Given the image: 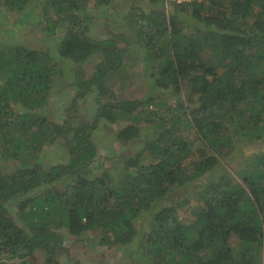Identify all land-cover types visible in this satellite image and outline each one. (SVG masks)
Wrapping results in <instances>:
<instances>
[{
	"label": "trees",
	"instance_id": "trees-1",
	"mask_svg": "<svg viewBox=\"0 0 264 264\" xmlns=\"http://www.w3.org/2000/svg\"><path fill=\"white\" fill-rule=\"evenodd\" d=\"M108 1L0 0V30L6 31L9 12L23 19L36 3L47 35L65 31L58 55L85 63L96 52L119 50L85 35L87 10ZM152 1L161 4L152 8L155 16L138 14L151 31L145 38L151 76L161 88L174 85L178 95L184 86L187 98L179 96L169 127L170 118L158 119L159 131L124 159L116 178L107 171L91 176L89 168L97 155L92 131L99 119L116 121L113 110L131 113L140 104L115 102L106 87L103 75L115 68L114 56L97 63L92 77L78 67L75 95L65 110L75 121L62 126L40 112L58 61L49 50L22 42L0 45V157L10 161L0 170V264H28L25 258L37 249L46 253L42 264H59L54 253L62 239L53 221L78 237L100 231L101 244L126 246L125 257L143 264H264V152L234 170L237 180L220 172L234 168V149L238 159L245 155L238 147L264 138V0L171 2L169 11L166 0ZM160 11L167 20L156 17ZM207 50L210 57H201ZM94 88L97 111L88 119L81 111ZM103 96L109 101L101 102ZM181 125L194 130L197 145L177 134ZM138 132L137 125L126 124L116 137L130 140ZM57 141L69 160L44 168L40 153ZM57 179L64 180L63 188L48 186ZM199 180L194 193L202 205L195 219L169 224L179 205L161 200ZM17 202L18 216L11 208Z\"/></svg>",
	"mask_w": 264,
	"mask_h": 264
},
{
	"label": "rangeland",
	"instance_id": "rangeland-1",
	"mask_svg": "<svg viewBox=\"0 0 264 264\" xmlns=\"http://www.w3.org/2000/svg\"><path fill=\"white\" fill-rule=\"evenodd\" d=\"M106 4L87 10L88 15L91 16V23L86 28L85 35L95 42L110 41L114 44V48L119 49L115 50V52L109 45L111 43H108L109 47L112 48L111 52H96L85 63L71 62L72 60L60 57L56 46L62 40L65 31L60 28L57 33L47 35L44 28L45 24L40 21L42 16L41 8L36 3L33 5L34 8L28 11L23 19L21 17L22 13L9 12L8 18L5 17L3 20V27L6 28V31L0 30V45L2 47L13 46L15 43L22 42L28 47L49 50L58 61L59 64L57 63L54 67V69L56 67L58 69H56L52 78L47 102L40 109V112L51 121L62 126L67 120L70 123L75 121V118L72 119L67 116L65 110L75 95V72L78 67H82L83 75L92 77L97 63L102 62L108 55H112V58L114 56L112 62L116 63L115 68L107 69L103 75L106 87L113 93L115 102L121 103L123 100L136 99L140 101V104L131 113L113 110L112 113L118 114L115 115L116 121H110L102 117L99 119L97 128L92 131L93 141L97 147V155L94 163L89 168L91 176L107 171L110 177L116 178L124 172V159L143 148L144 144L147 141H151L155 133L159 131L157 121L160 117L167 119V121L169 118L171 119L166 124L168 127L173 123L174 116L178 112L175 106L178 104L179 96L187 98V93L183 90L185 89L184 86L179 95L173 89L174 85H170L168 88H161L155 83L157 76H151L150 73L153 70V61L148 62L149 60L146 59L145 38L151 31H149V27L145 25L138 14L143 13L155 16L151 12L153 11L152 8L155 7L154 4L158 7L161 4L152 0H109ZM171 8L168 7V11ZM162 12L160 11L156 17L158 19L166 18L167 20V12L166 14ZM143 29L145 33L142 32V35H140L139 32ZM190 29L188 26L184 28V30L188 31ZM8 30H10L9 33H7ZM157 31L155 32V37L158 34ZM210 55L209 50L201 52V57L203 56V58L210 57ZM95 89H92V92L86 95L85 105L81 111L88 119H91L93 113L97 111L94 105ZM193 96L195 99L196 95L193 94ZM100 101L108 102L109 99L103 96ZM188 106H191V104L188 103ZM123 113L124 116L119 115ZM131 123L139 127L137 136L130 140H118L116 137L117 131L126 124ZM184 126H180L177 134L180 137H189L197 145V139L194 138V130ZM235 151L236 149L229 155L234 168L230 169L227 166L226 170L219 169L220 172H225L230 178L237 180L238 175L234 170L242 169L246 164H250L251 158L253 159L256 155L264 152V138L250 145L238 147V151L245 154L238 159L233 158ZM38 160H40L39 162L44 168H47L53 163L68 162L69 153L65 146L57 141V146L46 147L40 153ZM235 162L236 164H234ZM9 167L10 161L0 157V170ZM220 172L216 171V174L220 175ZM211 177H214V174ZM200 180L195 185L190 184L187 187L172 191L161 200V205L169 203L179 205L177 214L171 220H168L169 224L185 225L195 219L196 212L202 205V200L198 199L196 193H194L197 190V185H201ZM63 185V179H57L48 184L49 187L58 188H63ZM45 187L46 185L42 189ZM11 208L12 212L18 216V202ZM50 226L56 230L62 239L61 244L54 253V257L58 259L59 264H72L75 261H78L79 264H143L142 259L139 257H135L130 261L125 257L126 254L130 253V249L126 246L101 244L99 242L100 231L95 233L89 230L78 237L71 235L67 228L59 222L55 224L53 221ZM232 243H235V239L232 240ZM262 255L264 263V252ZM45 256L46 253L43 249H37L25 259L28 264H42Z\"/></svg>",
	"mask_w": 264,
	"mask_h": 264
},
{
	"label": "built area",
	"instance_id": "built-area-1",
	"mask_svg": "<svg viewBox=\"0 0 264 264\" xmlns=\"http://www.w3.org/2000/svg\"><path fill=\"white\" fill-rule=\"evenodd\" d=\"M191 1H193V0H166V6L164 5V8H168L167 6L171 3V2H173V3H182V2H191ZM198 1H200V0H198Z\"/></svg>",
	"mask_w": 264,
	"mask_h": 264
},
{
	"label": "clouds",
	"instance_id": "clouds-1",
	"mask_svg": "<svg viewBox=\"0 0 264 264\" xmlns=\"http://www.w3.org/2000/svg\"><path fill=\"white\" fill-rule=\"evenodd\" d=\"M163 8H164V6H163ZM165 9V8H164Z\"/></svg>",
	"mask_w": 264,
	"mask_h": 264
}]
</instances>
